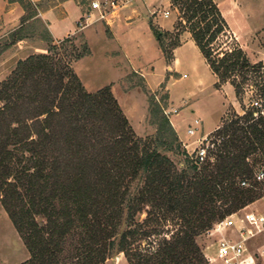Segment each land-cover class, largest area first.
Returning a JSON list of instances; mask_svg holds the SVG:
<instances>
[{
    "label": "trees",
    "instance_id": "obj_1",
    "mask_svg": "<svg viewBox=\"0 0 264 264\" xmlns=\"http://www.w3.org/2000/svg\"><path fill=\"white\" fill-rule=\"evenodd\" d=\"M171 1L180 6V23L191 31L219 81L230 80L239 96L255 75L264 97V61H251L218 3ZM6 47L0 46V52ZM50 60L49 53L20 60L14 75L0 83V96L6 99L3 112L13 108L15 103L7 92L23 72L25 81L32 79L35 84L28 90V98L39 101L27 108L36 125V137L29 138L31 133L19 136L20 124L12 126L10 121L0 145V202L22 231L29 224L24 238L31 256L19 264H58L62 240L76 217L87 238L80 252L85 254L82 263L100 264L115 247L111 237L124 216L131 224L121 234L118 247L129 254L130 264H210L196 235L262 193L263 180L254 176L255 165L248 160L255 151L264 156L262 108L253 105L217 130L214 160L199 165L183 147L190 166L178 171L162 151L168 142L164 134L178 140L168 115L160 119L158 137H137L109 85L89 91L73 68L49 66ZM43 73V78L37 76ZM154 111L159 114L158 109ZM16 119L22 122L20 117ZM48 140L57 144L53 154ZM11 141L29 143V162L19 171L14 169V161L23 159L14 160L8 147ZM177 146L180 149L181 142ZM243 180L249 184H242ZM219 200L228 204L224 210ZM143 211L147 215L141 223L169 215L179 223L154 250L131 246L139 234L133 226L135 216ZM34 213L46 217V225L41 226ZM142 233L150 234V230Z\"/></svg>",
    "mask_w": 264,
    "mask_h": 264
},
{
    "label": "rangeland",
    "instance_id": "obj_2",
    "mask_svg": "<svg viewBox=\"0 0 264 264\" xmlns=\"http://www.w3.org/2000/svg\"><path fill=\"white\" fill-rule=\"evenodd\" d=\"M15 1L0 0V46L7 45L0 52V83L14 75L20 60L39 53H49L53 58L49 66L52 64L55 68H73L87 90L96 91L109 85L128 118L135 136L148 139L158 137L160 119L163 114L168 115L178 140H172L168 133L164 134L163 139H167L168 142L163 145L162 151L170 156L178 171L190 166L189 157L181 149L183 147L186 149L184 140L191 139L187 136L186 128L195 116L202 118L205 131L212 130L215 134L219 128L252 108L254 100L259 99L262 103L261 108H264V97L255 84V75H251V79L245 83V91L238 96L231 81H219L215 73L217 80L211 87L216 86L218 90L217 93L210 95V99L208 90L210 87L201 89L195 83L197 73L203 75L204 80L209 79V74L207 75L202 63H198V68L195 69V55L192 51L189 50L185 57L181 67L182 73L170 68L169 64L175 56V48L182 43L189 32L191 33L186 25L180 23L183 15L180 6L174 5L171 0H132L109 21L99 20L85 27L80 25L79 19L88 9V0H67L63 4L60 3L62 0ZM215 1L251 61H264V0ZM47 9L50 10L44 12ZM165 9L170 10L168 17L163 14ZM61 17H64L63 21ZM119 19L120 21L135 19L132 27L127 26L124 33L130 43L129 50L127 48L128 53L118 37L119 30L116 24ZM158 21L168 23L173 21L174 27L171 30L163 29ZM150 28L153 30L154 40L158 39L162 54L154 59L146 57L137 59L133 57L132 52L137 51L136 55H139L149 46L151 41L148 39L152 37ZM160 31L162 34L158 37ZM137 40L139 46L135 47L133 42L136 43ZM51 46L56 47L49 49ZM183 71L189 75L181 76L184 74ZM261 73L264 74V65ZM23 74L24 72L19 74L16 86H9L7 92L11 94V99L15 103L13 108L10 107L12 109L3 112L6 99L0 96V112L3 113H0V145L10 121L12 126L20 124L19 136L21 133H31L32 136L29 135V138L37 135L36 125L32 122L33 118L30 117L27 108L35 107L39 101L28 98L27 92L35 84L32 79L25 81L27 74ZM44 74L37 76L43 78ZM65 80H69V75H66ZM2 86L0 85V94L3 92ZM173 108H178V111H174ZM156 109L159 110V114H155ZM166 109L172 110L167 114ZM19 117L22 120L20 123L16 119ZM240 122L245 121L240 120ZM178 142L182 144L180 149L177 146ZM47 143L51 148L49 153L53 154L52 150L56 149L57 144L49 140ZM8 147L16 157L14 160L23 159L20 163H15L13 160L16 164L13 166L14 169L19 171L29 162L28 157L31 153L29 143L11 141ZM248 160L255 165L254 176L258 179L257 172L264 170L263 154L255 151L249 155ZM255 177L249 178V181H254ZM11 178L14 179V176ZM259 180H263L264 184V179ZM218 203L223 210L228 206L227 203H221V200ZM245 204H249V207H264V187L258 197ZM228 213L230 212L223 216ZM146 215L147 212L143 211L135 216L133 226H136L139 234L136 235V240L131 246L154 250L164 236L170 237L179 228V223L171 215L167 218L164 216H160L159 219L153 218L149 223H141ZM33 216L41 226L46 225V217L39 213H34ZM130 222L125 216L119 221L117 231L111 237L115 240V247L100 264H130L129 254L119 250L118 247V240L130 226ZM28 227L27 222L22 227L23 231L16 226L8 210L0 202V235L15 236V241L9 248H15V251H20L21 247L29 248L24 238ZM146 229L150 230V234L142 233ZM85 237L84 227L76 217L62 240L61 249L57 254L58 264H83L85 254L80 252L87 241ZM196 237L205 255L214 250V235L201 231ZM132 238L129 237L131 240ZM209 263L211 264L210 261Z\"/></svg>",
    "mask_w": 264,
    "mask_h": 264
},
{
    "label": "built area",
    "instance_id": "obj_3",
    "mask_svg": "<svg viewBox=\"0 0 264 264\" xmlns=\"http://www.w3.org/2000/svg\"><path fill=\"white\" fill-rule=\"evenodd\" d=\"M132 0H88V9L79 19L82 27L99 20L109 21L118 14L124 6ZM165 16L170 14L169 9L163 11ZM253 105L262 107L256 99ZM172 109H166L169 114ZM178 111V108H173ZM264 112L263 108L260 109ZM258 114V110L255 111ZM186 133L189 138L184 140L186 150L197 164L208 159L214 160L217 136L212 130L203 129V120L195 116L187 124ZM191 145H193L191 147ZM258 179H264V170L257 172ZM242 184L249 182L243 180ZM207 234L214 235V250L207 252L211 264H264V207H249L245 204L227 215L216 220L205 230Z\"/></svg>",
    "mask_w": 264,
    "mask_h": 264
},
{
    "label": "crops",
    "instance_id": "obj_4",
    "mask_svg": "<svg viewBox=\"0 0 264 264\" xmlns=\"http://www.w3.org/2000/svg\"><path fill=\"white\" fill-rule=\"evenodd\" d=\"M66 1L67 0H62L60 3L63 4ZM14 2H16V1L14 0ZM49 10L47 9L44 12L49 11ZM44 12H42V13H44ZM21 13H22V10H21L20 14ZM168 16H165V17H168ZM63 19H64V17L63 18L61 17L62 21H63ZM134 21H135V19L134 20H128V21H120V19H119L118 24H116V26L118 27L117 29L119 30L118 37H119L121 43L123 44L124 49L127 51V53L129 50L128 44H130V43H128V40L125 37L124 33L126 32L125 30H126L127 26L132 27ZM157 23H159L160 27H162L163 29H166V30H171L174 27L173 21L170 23H168L166 21H162V22L158 21ZM152 32H153V30L150 28L151 36L153 34ZM152 39H153V41H152ZM148 40L151 41V43H149V46L145 47V49L141 52V54L136 55L137 51H133V52L131 51L133 54V57H135L137 59H139L140 57H143V58L146 57L147 59H149V58L154 59V58L161 56L162 52H161V47L159 45L158 39L154 40V38L152 36ZM138 41L139 40H137L136 43L133 42L135 47L139 46ZM127 48H128V50H127ZM189 50L192 51L195 55V58H194V62L196 63L195 69L197 70L198 63H202V66L205 67V71L207 72V75L209 74L208 75L209 79L204 80V78H202L203 75H200L199 73H197V76L195 78V83L197 85H199V87L201 89H205V88L210 87V88H208L209 98H210V95H212L213 93H217V90H218V88L216 86L211 87V85H213L215 83V81L217 80L216 74L212 70L210 64L207 62L204 55L202 54L199 46L196 44V42H195V40L192 37V34L190 32H189L188 36L182 41V43L175 48V51H174L175 56L173 58L172 63L169 64V66L171 69H174V70L182 73L181 67H182V64L184 63L185 57H186L187 53L189 52ZM143 55H145V56H143ZM183 73L184 74L181 76H188L189 75V74H187L186 71H183ZM194 103H196V102H194ZM194 103H193V105H194ZM193 110H194V108H193ZM172 121H173V123H175L173 119H172ZM14 241H15V236L12 237V235H10V236L9 235L8 236L0 235V264H19L31 256V252H30L29 248H27V247L24 249L21 247L20 251H15L14 250L15 248H11V247L9 248V246H11V244ZM16 241H19V240H16Z\"/></svg>",
    "mask_w": 264,
    "mask_h": 264
},
{
    "label": "water",
    "instance_id": "obj_5",
    "mask_svg": "<svg viewBox=\"0 0 264 264\" xmlns=\"http://www.w3.org/2000/svg\"><path fill=\"white\" fill-rule=\"evenodd\" d=\"M162 34V31L159 32L158 37Z\"/></svg>",
    "mask_w": 264,
    "mask_h": 264
}]
</instances>
